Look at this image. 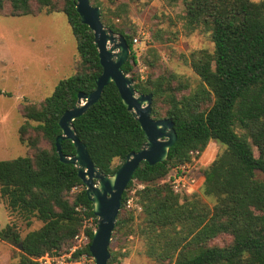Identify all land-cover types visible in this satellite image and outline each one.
<instances>
[{"label":"trees","instance_id":"1","mask_svg":"<svg viewBox=\"0 0 264 264\" xmlns=\"http://www.w3.org/2000/svg\"><path fill=\"white\" fill-rule=\"evenodd\" d=\"M182 1L187 25L210 32L215 44L213 54L204 49L193 54L190 63L202 84L192 94L182 96L177 93L181 88L174 87L168 77L137 80L133 36L108 23L102 10L105 25L123 34L131 46L123 70L135 79L137 90L153 93L152 116L171 117L178 135L165 161L154 165L142 162L136 169L123 194L122 209L137 180L144 184L137 191L142 215L137 222L132 213L123 217L121 212L116 227L145 237L149 257L162 264H264V177L258 176L264 175V0ZM6 3H10L12 16L65 13L79 55L73 75L61 79L39 104L23 107L27 121L37 122L35 129L51 147L38 149L33 156L0 160V197L11 208L43 222L23 238L12 226L1 230L0 237L18 246L22 243L14 264H40L35 258L71 244L88 217L97 221L76 167L59 159L56 138L61 133L60 116L77 104L79 92L96 87L102 66L94 33L82 23L75 0H0L2 15ZM100 3L98 0L94 5ZM159 102L166 105L164 114ZM25 125L21 128L23 142ZM74 126L95 164L107 174L119 167L112 166L115 158L123 161L146 140L113 82ZM211 140L222 142L226 149L202 169L200 189L216 202L211 207L196 195L198 191L181 200L169 183L160 180L172 166L188 160L190 150H204ZM30 144L36 146L37 142L31 140ZM63 151L75 152L72 140L64 139ZM77 187L82 188L74 192ZM88 232L92 238L93 229L88 227ZM220 234L231 235L232 241L211 244ZM86 251L92 255L89 246ZM115 258L111 254L108 263Z\"/></svg>","mask_w":264,"mask_h":264},{"label":"rangeland","instance_id":"2","mask_svg":"<svg viewBox=\"0 0 264 264\" xmlns=\"http://www.w3.org/2000/svg\"><path fill=\"white\" fill-rule=\"evenodd\" d=\"M100 1L99 6L107 22L124 28L133 36V50L137 59L134 75L137 80L168 77L174 87L181 88L177 91L181 96L192 94L202 84L190 59L202 49L213 54L215 44L210 32L201 28L191 29L187 25L186 7L182 0L176 3L167 0ZM97 2L91 0L92 4ZM4 10V15L0 14V160L33 156L38 149L51 147L50 141L35 129L37 122L27 121L23 107L39 104L50 96L61 79L73 75L79 59L76 39L65 13L48 14L43 11L38 15L12 16L9 14L10 3H6ZM159 105L164 114L166 105L161 102ZM24 124L25 142L21 140ZM238 131L244 130L238 128ZM31 140H35L37 145L31 146ZM225 149L226 145L222 142L211 140L204 149L202 169L207 168ZM254 150L258 155V149L254 147ZM121 162L120 158H115L112 166ZM258 176L264 177L263 174ZM160 182H165L164 178ZM143 187L134 180L125 207L120 210L123 217L132 213L138 222L142 205L137 191ZM199 190L196 195L212 207L216 199L204 196ZM128 202H132L133 206L129 207ZM42 225L43 222L36 216H28L11 208L0 197V231L12 226L23 238L29 231ZM231 241V235L220 234L211 244L227 245ZM71 244L59 250L67 251ZM20 251L17 244L0 237V264L16 263ZM110 251L116 257L110 264H162L149 257L146 238L137 231L127 234L125 227L115 228Z\"/></svg>","mask_w":264,"mask_h":264},{"label":"water","instance_id":"3","mask_svg":"<svg viewBox=\"0 0 264 264\" xmlns=\"http://www.w3.org/2000/svg\"><path fill=\"white\" fill-rule=\"evenodd\" d=\"M75 6L82 23L87 24L94 33L102 72L96 78V87L87 93L79 92L77 104L60 116L61 133L56 138V151L61 162L74 164L86 187L97 216L89 249L95 264H108L113 231L123 206V194L133 180L136 169L142 162L154 165L165 161L178 135L171 117L152 116L153 93L137 90L135 79L123 70L132 53L127 38L103 23L101 7L92 4L91 0H75ZM111 82L117 86L124 105L139 121L146 140L138 150L128 153L113 173L107 174L93 161L87 145L75 129L74 121L100 99L105 86ZM64 139L74 143L73 154L63 151ZM18 247L22 250V243Z\"/></svg>","mask_w":264,"mask_h":264},{"label":"built area","instance_id":"4","mask_svg":"<svg viewBox=\"0 0 264 264\" xmlns=\"http://www.w3.org/2000/svg\"><path fill=\"white\" fill-rule=\"evenodd\" d=\"M134 40L137 41V38H134ZM204 152L200 149L190 150L189 159L172 166L164 178V181L170 184L174 193L180 195L181 200H184L185 196L199 191L203 184L202 163ZM141 186L143 187L144 184H141ZM128 206L132 207V202H128ZM88 227L92 228L93 231L95 230L94 216L86 219L84 227L75 235L67 251L54 250L35 259L40 264H90V262H95L93 256H90L86 251L91 243Z\"/></svg>","mask_w":264,"mask_h":264}]
</instances>
